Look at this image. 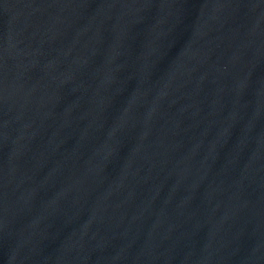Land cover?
Wrapping results in <instances>:
<instances>
[{"label": "water", "instance_id": "95a60500", "mask_svg": "<svg viewBox=\"0 0 264 264\" xmlns=\"http://www.w3.org/2000/svg\"><path fill=\"white\" fill-rule=\"evenodd\" d=\"M0 264H264V0H0Z\"/></svg>", "mask_w": 264, "mask_h": 264}]
</instances>
